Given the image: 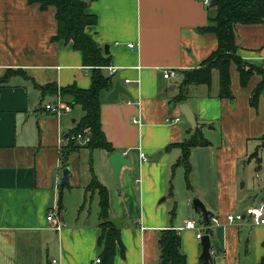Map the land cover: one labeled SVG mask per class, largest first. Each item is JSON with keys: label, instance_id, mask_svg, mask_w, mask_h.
<instances>
[{"label": "crops", "instance_id": "0c3cea01", "mask_svg": "<svg viewBox=\"0 0 264 264\" xmlns=\"http://www.w3.org/2000/svg\"><path fill=\"white\" fill-rule=\"evenodd\" d=\"M80 1L96 18L94 25L85 28L86 35L103 53L108 46L109 64L102 73L111 78L112 86L102 98L100 122L113 151L81 146L63 166L62 153L84 112L73 106L70 113L56 117L43 106L53 102L64 87L88 89L91 68L84 66L70 41L54 39L53 7L41 10L27 0H0V264H53V260L55 264H96L101 252L100 197L98 190L89 188L91 171L108 192V218L119 229L112 264H157L158 239L166 229L179 235L185 264H201L196 232L180 229L186 221L195 220L190 209L175 213L178 199L179 209H185L198 198L207 213L222 223L228 214H246L257 207L264 210L261 174L259 194L241 195L240 191L246 186V166L254 161V170L263 172L262 158L258 162L251 156L264 133L263 97L256 109L249 104L261 77L253 75L241 87L232 63L231 100L219 98L216 70L209 85L188 86L182 104L189 106L210 144L191 150L188 190L183 168H172L181 150L166 147L192 135L180 104L172 98L183 73L198 69L217 48L216 36L203 31L210 9L195 0ZM234 34L238 57L264 69V23L236 25ZM166 70L174 73L173 79L163 78ZM115 82L128 95L107 101ZM47 85H55L57 92L42 95L40 87ZM133 118L140 123H132ZM175 118L179 121L173 122ZM115 152L126 153L132 165L120 169L119 184L108 166ZM65 168L69 176L60 186ZM161 197L173 207L170 212L169 206L167 210L160 205ZM52 208L57 223L46 221ZM202 218L200 214L197 225ZM210 231L220 248L219 254L211 251L212 264L264 260V225H252L246 217Z\"/></svg>", "mask_w": 264, "mask_h": 264}, {"label": "trees", "instance_id": "16d2710c", "mask_svg": "<svg viewBox=\"0 0 264 264\" xmlns=\"http://www.w3.org/2000/svg\"><path fill=\"white\" fill-rule=\"evenodd\" d=\"M29 4H36L41 10L49 7L55 9L57 34L55 40L71 42L73 49L82 55V63L91 68V84L88 89L68 86L59 89L63 101L71 107L80 106L84 112L83 118L74 129V134L88 133L89 142L85 148L89 150L103 149L112 152L113 149L106 141L101 129L100 107L103 96L111 89V78L102 73V68L108 66L109 56L103 53L95 42L90 39L85 28L96 23V18L86 12V5L80 0H27ZM212 15L205 32L213 33L217 39L216 50L206 59L198 69L183 73V80L178 86V93L172 98L175 104H182L187 98V89L190 85H209L213 70L219 74V98L233 99L230 89L229 67L233 63L239 74L241 87H246L253 75L261 77L260 82L252 90L249 104L256 109L259 98L264 100V69H259L245 63L237 55L234 28L236 25H256L264 23V0H210L207 7ZM42 95L55 94V85L40 87ZM72 133V134H73ZM258 148L251 154L260 161L259 153L264 150V133L259 139ZM209 142L202 136V126L197 125L192 135L185 141L170 145L181 150V156L173 165V169L181 166L184 170L185 184L191 190L190 179L192 165L190 162L191 150L197 147L209 146ZM81 146L69 141L66 150L62 153V165L65 166L68 156ZM89 188L98 190L99 200V229L98 245L101 248L99 258L102 264H112L115 254V244L119 241V229L108 218L109 198L108 192L91 171ZM211 215L208 214V218ZM202 223L205 220L202 218ZM210 230L206 234L210 235ZM159 259L157 264H185V257L180 251V237L174 230H162L158 239ZM201 264H204L200 260ZM264 264V260L260 263Z\"/></svg>", "mask_w": 264, "mask_h": 264}, {"label": "built area", "instance_id": "2783aa9c", "mask_svg": "<svg viewBox=\"0 0 264 264\" xmlns=\"http://www.w3.org/2000/svg\"><path fill=\"white\" fill-rule=\"evenodd\" d=\"M200 2L205 7H208L210 4V0H195ZM128 47H133L132 44L127 45ZM163 78L164 79H173L174 73H172L170 70H166L163 72ZM43 110L53 116H60L62 114H68L71 112L72 107L63 99L61 98L60 94L56 96V99L53 102L46 103L43 106ZM173 122H178L179 119L175 118L172 120ZM132 123L139 124L140 120L139 118H133ZM71 142H73L77 146H85L89 142V136L88 133L82 134H72L69 139ZM139 158L142 161H146L145 155L142 151H138ZM123 156L126 155V153H122ZM138 182V181H137ZM55 208H52L48 211L46 216V221L49 223H57V218H55ZM246 217L250 219V223L255 226H262L264 225V210L263 208L257 207V208H251L248 209L246 214H228L225 217V221L222 223L219 221L217 217H210L208 218V223H201L200 225H197L194 221L189 220L184 223V226L180 229L185 230H192L195 231V238L200 241L201 237L206 234V231L211 230L213 227H224L227 225H234L236 223L242 222ZM55 229L58 230L59 226L58 224L55 225ZM100 259H96L95 263L98 264ZM53 264H55V261H52Z\"/></svg>", "mask_w": 264, "mask_h": 264}, {"label": "water", "instance_id": "95a60500", "mask_svg": "<svg viewBox=\"0 0 264 264\" xmlns=\"http://www.w3.org/2000/svg\"><path fill=\"white\" fill-rule=\"evenodd\" d=\"M104 54H108V46L104 47ZM119 94L128 95L125 89L119 84V82H115L113 85V89L107 94L106 100L107 101H116L117 96ZM179 111L184 116L186 122L190 125L192 129H194L196 125V119L190 110L189 106L186 104H180L179 105ZM109 168L112 170V176L119 184V172L122 167L131 168V161L129 158H125V156L122 155V153L115 152L113 153L109 158ZM69 176V169L65 168L62 171V179L60 186H63L67 182ZM192 207L195 213L201 214L203 216V219L205 220V223H208V213L203 206V204L198 200L194 199L192 201ZM200 246H201V254H200V260L203 261L204 264H212L213 263V257H212V250L215 251V254H219L220 248H219V242L217 239L210 238L209 234H204L200 239Z\"/></svg>", "mask_w": 264, "mask_h": 264}, {"label": "rangeland", "instance_id": "374dc122", "mask_svg": "<svg viewBox=\"0 0 264 264\" xmlns=\"http://www.w3.org/2000/svg\"><path fill=\"white\" fill-rule=\"evenodd\" d=\"M259 156H260V158H262L261 164L263 166V172L262 173H259V172H257V171L254 170V167H253L255 165V162L254 161L252 162L251 165L245 167L246 172H245V175H244V179L243 180L246 181V186L245 187H241V184L244 183V181H241V183L239 185L241 187V189H240L241 195L252 194V193L259 194V186H260V183H261V180H262V177L260 178V174L264 178V151L260 152V155ZM245 165H247V163ZM255 174H258L259 175V178H258V176L256 178L255 177ZM116 184H117V182H116ZM162 199H163V197H161L159 199V201L161 202L160 205H162L163 207L164 206L167 207V210H168V206L170 204L167 203V202H162L161 201ZM194 199H198V198H194ZM178 200H177V207H178V209L175 210V213L180 212L181 214H185V213H187V209H190L191 210V214H192V216H191L192 219L195 220V223L196 224H198V218H199V215L200 214H197V213L194 212L193 207H192V200H191V202H189L188 206L187 205L185 206V209L183 208V206H182V208L179 209V207H180L181 204H180V202ZM172 208L173 207H170L169 212L172 210ZM169 212H168V215H169Z\"/></svg>", "mask_w": 264, "mask_h": 264}]
</instances>
